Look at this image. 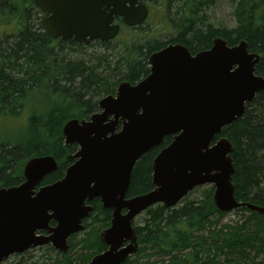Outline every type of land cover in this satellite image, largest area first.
Masks as SVG:
<instances>
[{"label": "water", "instance_id": "95a60500", "mask_svg": "<svg viewBox=\"0 0 264 264\" xmlns=\"http://www.w3.org/2000/svg\"><path fill=\"white\" fill-rule=\"evenodd\" d=\"M36 6L47 14L50 38L83 45L114 39L118 19L132 28L147 16L139 0H36ZM258 61L245 41L229 46L220 37L195 55L180 44L152 53L146 78L120 83L114 96L98 101L100 112L63 126L64 144L78 149L67 157L72 163L61 180L40 185L57 169L52 157L42 156L26 162L22 183L0 187V264L48 244L67 253V240L84 230L95 199L111 211V221L99 234L107 249L87 264H123L138 248L134 218L156 204L175 207L201 186L214 187L220 212L244 207L264 215V208L236 201L232 144L215 139L264 91ZM168 136L172 141L152 162L153 189L127 198L135 164Z\"/></svg>", "mask_w": 264, "mask_h": 264}, {"label": "trees", "instance_id": "16d2710c", "mask_svg": "<svg viewBox=\"0 0 264 264\" xmlns=\"http://www.w3.org/2000/svg\"><path fill=\"white\" fill-rule=\"evenodd\" d=\"M216 1L166 0L164 19L173 33L166 34L164 40L152 33L142 34L143 25L124 28L132 40L142 39L122 44L118 55L109 51L111 42L92 43L90 46L98 44L104 49L84 60L73 56L78 53L74 48L82 49V45L49 37L34 0H0V16L16 18V32L0 41V120L16 121L23 108L29 112L24 126L13 130L17 135L12 144L0 138V186L22 183L26 162L42 156L57 163L42 185L61 180L68 167L66 158L77 149L76 145H64L63 126L96 113L98 100L113 95L119 83L133 85L145 78L148 57L170 44L183 45L193 55L210 49L217 37L229 46L245 41L248 52L259 56L255 73L264 78V0H228L235 26L221 29L208 24L203 13ZM221 137L233 146L236 201L264 207V91L246 105L240 119L222 130ZM171 140L172 136L164 138L160 146L137 161L128 198L153 189V159ZM196 191V197L189 193L176 207L155 205L143 212L133 223L137 252L123 264H155L152 258H165L167 264H264V215L240 208L236 211L248 215L244 221L218 226V219L225 214L214 206L213 187H200L193 193ZM90 205L93 212L83 222V237H71L67 253H56L58 258L52 264H86L106 249L99 233L109 227L111 212L102 209L97 199ZM15 264L27 262L21 258Z\"/></svg>", "mask_w": 264, "mask_h": 264}, {"label": "rangeland", "instance_id": "374dc122", "mask_svg": "<svg viewBox=\"0 0 264 264\" xmlns=\"http://www.w3.org/2000/svg\"><path fill=\"white\" fill-rule=\"evenodd\" d=\"M166 0H149L147 2L148 4V17L146 19V22L143 24V27L141 29V33H152L151 36L160 40L165 39V35H170L173 33L171 26L169 25V22H167L164 18V4ZM208 17V24L212 25L214 28H231L235 26V20L233 17V7L230 5L228 0H217L213 6H211L209 9L205 10L203 12ZM16 32V18H7V17H0V41L3 40V37L10 36L11 33ZM149 35V34H148ZM146 38V35H144ZM137 38H134L133 40H136ZM142 39V37L138 38L137 40ZM132 37L128 35L127 31H123L119 37H117L115 40H113L109 45V51H112L114 55H118L120 53V48L122 47V44L124 43H131L133 42ZM10 41V40H9ZM104 49V48H103ZM101 45L95 44L94 46H86L82 49L79 47H75L74 51H77V54H74L73 56L79 58H83L84 60H88L92 54L100 53ZM102 53V52H101ZM37 101L35 104L37 105ZM26 108H23L22 111L18 114L16 117V121H11L10 119H1L0 120V138H3L5 142L12 144L11 139L16 137L14 129H18L24 126L25 122L24 119L25 115L27 116V110ZM7 134V135H5ZM264 185V182H263ZM208 186H204L203 189H206ZM194 192V191H193ZM191 192L190 194H193V196H197L199 191H196L195 193ZM248 215L246 213L237 212L236 210L227 213L220 217L218 219V226H224V225H233L234 223L242 222L246 219ZM139 219V218H137ZM136 219V221H138ZM83 237V232L79 233L77 235V239H80ZM51 248V247H50ZM48 246L32 249L24 256L10 257L5 264H15L17 263L21 258L25 259L27 264H52V260L54 262V259L58 258L54 249H50ZM167 259L163 258H152L150 261L155 264H161V262H166ZM142 262H145V260H142Z\"/></svg>", "mask_w": 264, "mask_h": 264}, {"label": "bare ground", "instance_id": "6f19581e", "mask_svg": "<svg viewBox=\"0 0 264 264\" xmlns=\"http://www.w3.org/2000/svg\"><path fill=\"white\" fill-rule=\"evenodd\" d=\"M221 134V133H220ZM216 137H218V135H216ZM259 207V206H258ZM262 208H264V207H262ZM133 256V255H132Z\"/></svg>", "mask_w": 264, "mask_h": 264}, {"label": "flooded vegetation", "instance_id": "af4514ba", "mask_svg": "<svg viewBox=\"0 0 264 264\" xmlns=\"http://www.w3.org/2000/svg\"><path fill=\"white\" fill-rule=\"evenodd\" d=\"M147 0L144 1V3H146ZM26 6V5H25ZM27 7V6H26ZM17 256V255H16Z\"/></svg>", "mask_w": 264, "mask_h": 264}]
</instances>
